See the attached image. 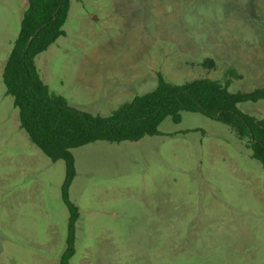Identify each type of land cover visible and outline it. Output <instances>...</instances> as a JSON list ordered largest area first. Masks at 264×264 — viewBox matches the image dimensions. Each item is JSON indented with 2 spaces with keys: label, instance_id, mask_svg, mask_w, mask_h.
<instances>
[{
  "label": "rangeland",
  "instance_id": "obj_1",
  "mask_svg": "<svg viewBox=\"0 0 264 264\" xmlns=\"http://www.w3.org/2000/svg\"><path fill=\"white\" fill-rule=\"evenodd\" d=\"M1 5L0 264H60L65 162L20 127L3 72L28 5ZM63 30L36 66L53 93L88 112L109 115L155 89L158 74L183 84L233 69L242 78L231 92L264 86V0H72ZM207 58L214 69L202 67ZM239 107L264 119V99ZM158 130L72 150L79 220L69 264H264V168L246 141L199 113Z\"/></svg>",
  "mask_w": 264,
  "mask_h": 264
},
{
  "label": "trees",
  "instance_id": "obj_2",
  "mask_svg": "<svg viewBox=\"0 0 264 264\" xmlns=\"http://www.w3.org/2000/svg\"><path fill=\"white\" fill-rule=\"evenodd\" d=\"M72 0H28L19 35L3 72L7 93L18 109L20 127L29 140L52 160L65 162L62 198L69 210L67 247L60 264H69L75 253L79 210L69 198L76 176L72 150L96 141L119 143L139 141L159 133L168 117L181 121L182 112L203 114L231 127L252 157L264 168V119L243 112L239 105L264 99V86L251 92H231L233 81L241 80L237 71L228 69L222 79L200 78L175 84L158 74L157 87L125 101L107 116L94 115L69 104L53 93L42 80L36 57L61 36ZM204 69L216 62L207 58Z\"/></svg>",
  "mask_w": 264,
  "mask_h": 264
},
{
  "label": "crops",
  "instance_id": "obj_3",
  "mask_svg": "<svg viewBox=\"0 0 264 264\" xmlns=\"http://www.w3.org/2000/svg\"><path fill=\"white\" fill-rule=\"evenodd\" d=\"M14 2H15V0H0V5L1 4H3V5H1L4 9L6 8L7 10H9V11H11V9H15V7H14ZM27 5H28V0H27ZM28 7V6H27ZM23 9H24V7H23ZM22 9V10H23ZM27 9V8H26ZM26 9L24 10V11H22V13L20 14V22L22 21V19H23V16H24V13H25V11H26ZM20 27H21V23H20ZM158 85V84H157ZM157 87V86H156ZM155 87V88H156ZM154 90V89H153ZM152 91V90H151ZM150 92V91H149ZM136 96V95H135ZM259 102V101H258ZM255 103V102H254ZM243 104V103H242ZM241 105V104H240ZM82 110V109H81ZM83 111H85V110H83ZM86 112H88V111H86ZM89 113H92V114H94V115H97V114H99L98 113V111H92V112H89ZM111 114V113H110ZM100 115V114H99ZM103 116H107V115H103Z\"/></svg>",
  "mask_w": 264,
  "mask_h": 264
}]
</instances>
